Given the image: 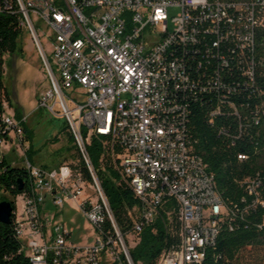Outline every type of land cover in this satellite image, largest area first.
<instances>
[{"label": "built area", "instance_id": "1", "mask_svg": "<svg viewBox=\"0 0 264 264\" xmlns=\"http://www.w3.org/2000/svg\"><path fill=\"white\" fill-rule=\"evenodd\" d=\"M170 8L180 10L173 31ZM4 11L19 15L31 35L51 82L41 105L66 119L79 154V162L53 169L26 158L28 178L12 197V221L33 264H139L132 250L146 228L157 232L158 221L168 244L154 264H202L224 230L264 231V169L241 181L237 201L222 203L189 129L191 106L209 99L210 123L218 113L234 117L233 142L245 135L263 152L264 0H0ZM31 11L52 31L54 61ZM77 86L85 89L84 103L69 94ZM3 106L1 156L13 139L24 149L27 120L8 113L6 99ZM96 141L101 166L90 151ZM250 157L238 154L239 161ZM107 170L139 202L128 209L132 241L100 177ZM66 205L86 217L93 242H78L60 218Z\"/></svg>", "mask_w": 264, "mask_h": 264}, {"label": "trees", "instance_id": "2", "mask_svg": "<svg viewBox=\"0 0 264 264\" xmlns=\"http://www.w3.org/2000/svg\"><path fill=\"white\" fill-rule=\"evenodd\" d=\"M25 31L28 32L21 26L19 15L8 11L0 12V123L4 111L3 102L8 98L4 83V57L6 54L23 53L21 37ZM212 106L213 103L209 99H206L203 104H193L189 126L194 130V137L198 144L197 150L209 165L210 171L215 174L218 189L225 195L223 197L228 202L237 201L243 193L241 181L257 170L264 169V150L257 154V149L251 146V142L245 135L236 143L233 142L232 135L239 132L238 122L234 117L220 113L215 122L210 123L208 111ZM16 115L20 120L24 118L20 112ZM23 127L25 130V122ZM221 128L225 129L224 134L220 131ZM70 136L74 142L73 136L71 134ZM262 143L264 144V140ZM90 151L97 165L101 151L97 141L92 144ZM239 153L250 154L251 157L247 161H239ZM100 177L116 219L122 231L127 233L132 228L128 209L138 205L139 202L132 191L118 185L117 174L113 170L100 171ZM27 178L24 166H14L0 155V202L4 201L2 195L5 193L11 197L18 196L22 192L18 189V180L24 179L26 187ZM13 205L15 206L14 203ZM263 213L264 209H260L259 215ZM155 227L156 233L153 231L154 227L146 228L141 235V242L132 250L136 263L144 261L146 264H154L162 249L167 246L168 242L161 221H158ZM263 245L264 231L252 225L250 228L243 227L234 232L224 230L215 248L209 250L202 264H236L243 250ZM0 264H33L21 249V241L16 234L13 221L0 222Z\"/></svg>", "mask_w": 264, "mask_h": 264}, {"label": "rangeland", "instance_id": "3", "mask_svg": "<svg viewBox=\"0 0 264 264\" xmlns=\"http://www.w3.org/2000/svg\"><path fill=\"white\" fill-rule=\"evenodd\" d=\"M56 1L58 4L63 3V0ZM179 12V8L169 9L170 31L174 29L173 18ZM31 17L50 60L54 61L52 31L36 13L31 11ZM21 45L22 54H6L4 57V83L8 93L7 112L15 114L20 112L27 117L24 149H20L18 141L13 139L1 148V152L12 165L19 167L25 166L26 158L34 165L48 169L57 168L65 163L79 162V154L70 136L66 119L54 115L47 106L41 105L44 93L51 88V82L40 53L31 35L26 31L21 37ZM70 93L76 102L86 101L85 89L82 86H77L73 91H69ZM71 106L74 104L71 103ZM97 166H101L100 155ZM2 198L12 199L6 193L2 195ZM49 210L59 211L53 205L49 207ZM135 213L136 209H133L132 218H135ZM60 215L61 219L73 228L78 242H93V228L78 210L66 205ZM127 234L132 241L131 232L128 231ZM139 264L146 263L139 261ZM236 264H264V245L243 250Z\"/></svg>", "mask_w": 264, "mask_h": 264}, {"label": "water", "instance_id": "4", "mask_svg": "<svg viewBox=\"0 0 264 264\" xmlns=\"http://www.w3.org/2000/svg\"><path fill=\"white\" fill-rule=\"evenodd\" d=\"M18 183H19L18 189L20 191H23L25 187L24 179H19ZM13 212H14V205H13L12 199L4 200L0 202V222L1 223H11Z\"/></svg>", "mask_w": 264, "mask_h": 264}, {"label": "bare ground", "instance_id": "5", "mask_svg": "<svg viewBox=\"0 0 264 264\" xmlns=\"http://www.w3.org/2000/svg\"><path fill=\"white\" fill-rule=\"evenodd\" d=\"M218 114H220V113H218ZM189 129H191L190 128V126H189ZM195 142H196V144H197V141H196V139H195ZM197 156H199L200 158H202V160H204L203 159V157L201 156V154L198 152V150H197ZM206 163V162H205ZM206 165H208L207 163H206ZM217 185V184H216ZM219 190V189H218ZM222 203H229L223 196H222Z\"/></svg>", "mask_w": 264, "mask_h": 264}, {"label": "crops", "instance_id": "6", "mask_svg": "<svg viewBox=\"0 0 264 264\" xmlns=\"http://www.w3.org/2000/svg\"><path fill=\"white\" fill-rule=\"evenodd\" d=\"M61 218V217H60Z\"/></svg>", "mask_w": 264, "mask_h": 264}]
</instances>
